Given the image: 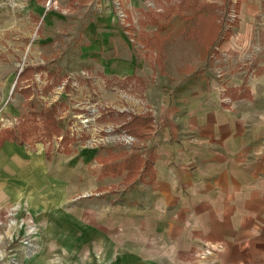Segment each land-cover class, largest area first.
<instances>
[{
	"label": "rangeland",
	"instance_id": "1",
	"mask_svg": "<svg viewBox=\"0 0 264 264\" xmlns=\"http://www.w3.org/2000/svg\"><path fill=\"white\" fill-rule=\"evenodd\" d=\"M263 43L264 0H0V191L15 180L0 202V264H76L64 219L109 191L117 201L144 170L153 107L190 77L223 76L231 58L259 72ZM137 154L132 173L99 183L104 159Z\"/></svg>",
	"mask_w": 264,
	"mask_h": 264
},
{
	"label": "crops",
	"instance_id": "2",
	"mask_svg": "<svg viewBox=\"0 0 264 264\" xmlns=\"http://www.w3.org/2000/svg\"><path fill=\"white\" fill-rule=\"evenodd\" d=\"M231 61L218 68L223 76L190 77L153 107L152 167L127 180L117 201L109 191L64 219L77 236L76 264H264V58L257 73ZM13 182L0 191L3 204ZM103 201L111 210L100 211Z\"/></svg>",
	"mask_w": 264,
	"mask_h": 264
},
{
	"label": "trees",
	"instance_id": "3",
	"mask_svg": "<svg viewBox=\"0 0 264 264\" xmlns=\"http://www.w3.org/2000/svg\"><path fill=\"white\" fill-rule=\"evenodd\" d=\"M129 124L132 123L133 127H141L142 125L146 126L147 124V120L145 118H142V116L140 115H133L132 119L128 122ZM7 137L9 136H14V134H12L11 131L7 132L6 134ZM5 140V139H4ZM136 155V154H135ZM135 155H130V157L126 158L124 160L123 163H113L112 158H108V160L104 159L105 162L103 163V168H102V172L105 174H109L110 172H112V169H123V168H130L128 169V175L130 173H132V169L137 167L136 164H139V162H142V158L139 156V154H137V156ZM117 165L119 167H117ZM152 167V154H151V158L148 161H145V166H144V170H148ZM138 170V169H137ZM138 173V171H137Z\"/></svg>",
	"mask_w": 264,
	"mask_h": 264
}]
</instances>
